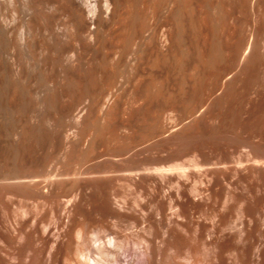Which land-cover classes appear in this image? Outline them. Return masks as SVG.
Wrapping results in <instances>:
<instances>
[{
	"label": "rangeland",
	"instance_id": "obj_1",
	"mask_svg": "<svg viewBox=\"0 0 264 264\" xmlns=\"http://www.w3.org/2000/svg\"><path fill=\"white\" fill-rule=\"evenodd\" d=\"M233 6L229 7L231 19L224 24L226 27L223 25L220 29L217 26L220 31L226 29L223 37L222 32L218 34L216 28L217 31H211L210 26L206 29L209 35H203L208 42L214 36L217 42L226 46L227 52L223 48L221 53L226 57L223 56L221 61L220 54L218 59L221 62L216 61L219 65H211L214 69L211 67V70L210 66V71L204 69L206 66L194 69L199 66L195 61L198 55L194 59L195 49L202 48L200 40H196L199 42L196 47L193 44L195 48L192 47L191 53L194 54L187 58V61H192L185 63L188 66L184 70L178 68L180 70L177 71L176 68V71L172 70L173 75L171 72L160 73L165 80H170L165 81L168 83L161 86L162 90H156L160 92L156 93L158 96L153 90L156 97L151 96L150 100L154 99L151 105L145 103L146 95L141 93L135 97L134 92L140 88L143 91V87H135V81V86L128 84L125 78L112 87L115 91L112 90L110 102L116 104L115 116L111 115L113 118L104 120L105 109L102 110L103 106L99 107L92 98L86 97L78 102L81 104L75 111L79 114L74 113L78 116L76 119H81L84 113L89 117L90 111L93 113L98 106L92 115L99 120L94 123L97 120L94 118L93 121L90 115L93 121L90 127L94 129L88 130L91 134L86 132L87 136L81 137L83 143L79 142L80 148L72 149L67 144L69 152L77 151L72 156L73 160L67 157V153H73L66 152L65 142L55 138V132L51 134L50 128V133L47 129L45 136H34L30 147L33 148V144L41 146L44 142L42 148L49 146L48 149L53 151L51 144L57 141L63 142L64 146L57 142V146L59 144L62 148L55 144L57 148H54L52 156V151L49 153L44 149V154L47 151L48 155L45 157L41 154L42 148L37 147L39 152L36 147L37 151L31 148V155L37 152L39 158L31 156L32 160L28 157L29 160L26 158L25 161V164L29 161V164L31 161L35 164L39 161L33 160L51 156L46 163L49 165L46 166L47 171L30 164L34 166L35 170H32L24 163L20 165L24 168L17 166L19 169L16 170L13 166L16 162L6 158L10 157L9 153H1L7 155H1L0 162L3 157L6 159L0 163L1 171L7 168L10 162L7 159L13 163H9L8 172L5 170L7 174L3 171L0 176V247L3 257L0 256V264H37L43 249L49 257L45 264L76 263L78 250L85 251L93 264H149L152 258L155 264H192L193 261L203 264H264V21L258 12V17H254L255 12L252 17V13ZM239 38L245 44L237 50L241 41L235 39ZM246 40L252 45L249 46ZM249 47L256 51L253 59L250 58ZM246 56L249 57L244 58ZM194 72H201L200 78L206 73L204 79L197 77L200 83L196 79L198 73ZM167 73L172 76H164ZM193 86L196 90L191 89ZM35 101L34 104L39 105L36 108L32 104L33 111L29 112L33 120L43 118L47 125L51 122L50 117L56 116L55 120L52 119L55 126L52 129H59L56 126L67 120L66 114H60L63 111L58 110L54 113L60 116L54 113V116L50 113V116L45 113L42 116L40 110L48 101ZM38 101L45 103L44 106ZM92 101L95 107L91 105L93 103L87 104ZM19 102L14 105L22 106ZM60 103L61 107L65 101ZM66 103L63 109L67 108L64 107L68 106ZM144 103L148 108L145 109ZM3 113L0 125L4 124L1 127L8 125L12 117L20 119L19 115L14 117L10 113L7 115L8 112ZM47 115L49 121L45 117ZM8 116L11 117L9 122ZM8 127L3 128L4 131ZM4 131L1 133L5 143L1 140V146L6 147L0 148L7 152L5 148L10 146L8 149H11V141L8 130L7 134ZM93 131L96 134H92ZM66 135L71 140L80 138L76 130ZM91 135L96 137H93L95 142L92 144L94 150L97 146L95 151L90 147ZM41 137L45 138L48 146ZM80 149L85 152L81 150L79 153ZM57 154H63L64 161ZM39 170L44 172L37 173ZM50 181L53 184L58 182H55L58 187L54 184L57 192L52 193L53 190L48 189ZM27 185L34 186V189L38 187L44 194L36 190L32 195L34 189H27Z\"/></svg>",
	"mask_w": 264,
	"mask_h": 264
},
{
	"label": "bare ground",
	"instance_id": "obj_2",
	"mask_svg": "<svg viewBox=\"0 0 264 264\" xmlns=\"http://www.w3.org/2000/svg\"><path fill=\"white\" fill-rule=\"evenodd\" d=\"M231 5H235L233 7L236 8L237 10L241 8L240 10L241 11L245 10L244 11L245 13L246 12L252 13L251 14L252 17L254 16L253 12H255V14L256 12H258L257 14H259L260 17L262 18L261 21L262 22L264 21V0H0V117L3 112H8L7 115H9V113L12 114L14 117L15 116L18 117L19 115L20 118V119H16L12 117L13 118L12 119L10 117L11 120L9 122L10 118L9 116L7 117L8 118L7 121L9 122V124L6 126L9 127L8 129H6V131L8 130L7 132L8 135L10 136L8 137L9 140L11 141L10 142L11 149H8L10 146L5 149H7L9 152L7 150H6L7 152L1 151L2 147H6L3 146V144L1 146V140H4V137L2 136L3 133L1 132L2 130L3 131L5 130L3 128H5L6 126L1 127V125H3L4 123L0 125V133L1 136L3 137V139L0 137V147H1L0 158L4 156L5 153H9L7 155L10 157H6L7 155L4 157L8 159L12 158V160L16 162V163L14 162L15 164H13L16 170L19 169L17 168V166L20 167L22 163H24V165L28 164L29 166L30 164L33 165L34 163L32 164V161L30 164H29L30 161L25 164L26 158L28 157L30 158L32 156L31 155L32 151L30 150L32 148L30 147V145L34 142V139L32 138L34 136L35 137L45 136L46 134L45 131L48 128H50L51 134L52 131L55 132L54 133L55 138H57L59 141L63 140V142H65V146H64L63 142L57 141L59 144L62 143V146L65 147L66 152L67 151L69 152L70 147L72 149L73 148L76 149L78 147L80 148L81 146L80 143L82 142L80 140H82L84 134H86L87 136V134L90 133L88 130L94 129L91 128L92 127L91 123L97 120L94 122L96 123L99 120L96 119L97 116L96 118L94 117L95 120L93 118V116L95 115L94 110L96 108L98 109V106L99 107L103 106L102 110L103 108L105 109L104 110L105 112L103 113V116L105 115L104 117L105 119L103 118L104 120H106V118L112 117L111 115L116 107V104L114 105L112 104V102H110V98L113 92L112 90L115 91V89H112V87L114 85H117L116 83L119 82L120 79L125 78L126 80L124 81H126L128 84L130 83L132 84L135 81V83L137 82L136 86L135 83H133L132 85H134L135 87L137 86L143 87L142 88L143 91H141L140 87H139L140 91L137 89L138 87L134 88L137 89L136 92H134L135 97L136 94L140 95L142 93L144 96L145 95L147 96L146 98H144L145 103L147 105L150 103L151 105L154 101L153 98L156 97L154 93L156 94L157 92H159L156 90L158 89L160 90L163 86H166L168 82L166 83L165 81L170 80L169 78H166L168 80H165L163 75H160V73L163 74L166 72H171L170 74L173 75L172 70L176 68L177 71H179L180 69L182 70V68L184 70V67L186 68L188 66L187 64H186L187 66H185V63L186 62L188 63V61L189 62L192 61V60L187 61L188 56L189 58H191L190 57L191 54L193 56V54L195 53L194 59L197 58L196 56L198 55L199 60L197 59L195 61L199 62V63L197 62L199 66L194 68L195 70L196 69L198 70L199 69L198 67H201L200 69H202L205 66L206 67L204 69L207 68V70H209L208 67L210 66V69L212 70L213 68L212 66L219 65L222 59L226 57L225 56L226 54L224 55L221 54L224 51L227 52L226 46L225 44L222 45V43L217 42V38L214 36L210 37L211 39L214 40L211 39L209 40L208 38L209 40L208 42L206 41L207 37L203 35H207L208 34L207 32H209L208 30L206 31V29L209 28L207 26L212 27V30L211 29L209 30L211 31L214 30L215 32L217 26L218 28L220 27L221 29V27H223L224 24H226L227 22L229 23L231 19V13H230L231 11L229 10V7H231ZM257 14L254 17H258ZM251 15H249L250 18ZM224 27L226 26L224 25ZM220 29H217L219 30L217 33L219 34V32H222L221 33L222 36L223 31H226V29L223 28V30L221 31ZM215 36H219V35H215ZM196 40H200V42L199 41L197 42L200 43L198 44L202 48L200 49L198 46L199 49L196 48L195 49L196 51L194 50L195 52L191 53L192 47L197 46L196 45L197 42H195ZM235 40L238 41L240 40V38ZM220 41H222V39ZM240 41L241 42L237 44L238 45L237 50L238 48L241 49L242 44L243 45L245 44L244 41L243 42L242 40ZM234 42L236 43V41ZM247 42L249 43V41ZM194 43L195 45L193 46ZM251 45L252 43L249 46ZM223 48H225V50ZM250 48L253 47L248 48L249 51H251L249 52V54L251 53L250 54L251 56L250 55L249 56L250 58L252 57L253 59L256 56H252V55H254L255 54L254 52L256 51ZM238 52L239 51H237V53ZM220 54L222 56L221 61H219L218 59V57L220 58ZM249 56H246L244 58H247ZM216 61H219V63L217 62L218 63L217 64ZM178 68L180 69L178 70ZM207 70L206 72H208ZM204 72L205 71H203V73ZM199 73L196 74L197 75L196 79L197 77L199 78V80H201V78L204 79L203 76L206 73L203 74L201 78H200L201 72ZM167 74L168 75L165 74L164 76L166 77L172 76L169 73ZM190 81L193 80L190 79ZM195 83L193 84L196 85ZM125 86L127 87V85ZM188 87H190V85ZM194 87L195 86H193V88ZM193 88L191 89L196 90L195 88L194 89ZM197 94H199V92ZM153 95L155 97L152 98L153 99L152 101L150 100V98ZM176 95H174V97ZM179 96L180 94L178 95V97ZM86 97H88L89 99L92 98L93 101H95V103L98 105L97 107H95L94 106L95 103H93V101L87 103L88 105L90 103H93L91 105L94 106L95 109L93 110L94 107L90 109L93 110L94 115H92L93 113H91V111H90L91 114L88 111H86L89 113V117H85L88 116V114L84 115L85 114L84 113L81 119L79 118L76 119V117H78L77 115L79 114V112L76 113L75 111L79 107L78 105L81 104V103L78 104V102H80L83 98L86 99ZM38 98L41 99V102H43L42 100H44V102L48 101V103H46L47 104L46 107L44 106L45 103H42L43 104L42 105L41 102L38 101L42 107L44 106L43 107L44 109L42 108L43 110L42 109L40 110V112H43V114L40 113L42 116L44 115V113L48 114L49 116L50 114L54 116L55 114L54 112H58V111L60 112L63 111V113L61 112L60 114L63 115L66 114L64 117H67V120L65 119L66 121H63L60 126L57 124L59 127L56 126V128L59 129L54 128L56 131L52 129L53 128L52 126H54V121L52 124V119H54L56 116H54V118L50 117L51 122H49L50 124L47 125L45 124L46 121L44 122V120H42L43 118L41 115L35 114L37 117L41 116L42 119H40L39 117H38L39 119L38 118L37 119L35 118L34 120L32 119L34 117L30 115V113L33 111V110L31 111L32 109L31 106L34 107V105H36L34 104V102L36 103L37 101L35 100L36 99L39 100ZM17 101L18 102L20 101L23 105L15 106L17 105L16 104ZM64 101L65 103L66 102L71 103L70 106L68 105V103H66L68 106H64L67 107L66 108L67 110L63 109L62 107L63 104H65L63 103ZM111 101L113 100L111 99ZM60 102L63 103L61 107L59 106L61 104ZM146 104H145V109L148 108ZM37 105L39 104L37 103ZM37 105L35 106L36 108ZM140 109L142 110V108ZM79 110L80 109H78V111ZM74 113L77 115H75ZM116 113L117 112H115V114ZM26 114H28L30 116L29 118L31 119H29L28 115ZM23 115L26 117L21 118ZM48 115L45 117H48ZM90 115H92L91 118L93 119V121L92 119L90 120ZM4 118H6V115ZM24 118L25 119L28 118V119L25 120ZM1 119H3V116L1 117ZM50 119L48 117L47 120L49 121ZM61 119L63 120V117ZM59 123H61V121ZM98 124L99 123L95 124V126ZM107 124L105 127H107ZM97 128H101V127H97ZM72 130L74 131L76 130V133H79V137L82 138L81 139L76 138L77 140H71L69 137H67L66 134ZM6 131L4 132L6 133ZM94 131L92 134L96 132ZM47 132H49V129L47 130ZM53 136L54 135H52V137ZM91 136L93 138L95 135L94 136L91 135ZM93 139L90 147L91 149L93 148L94 150V146L92 147V144L95 142V139L94 140ZM43 140L45 141L46 144L45 138H43ZM6 142H8V140H6ZM50 142L52 143L53 141ZM57 142H54L56 146H57ZM42 143L41 146L39 144V146L37 147L42 148ZM55 144H51V147L52 146H54V148L61 147L59 146V144L57 147H55ZM67 144L70 145L69 149H67L68 148ZM79 144L80 146H78ZM46 146H48V142ZM34 147L36 146H34L33 144L32 150H36L34 149ZM48 148L50 147L48 146ZM48 148L44 147L41 150L43 151L44 149L46 150ZM54 148L53 151L52 149L51 150L48 149L49 153L50 151H52L50 155L53 154V152H55L54 150L56 149ZM62 150L63 149H61V151ZM81 150L83 149H80L79 153H81ZM59 151L57 153H59ZM37 152H39V149ZM37 152L35 153L33 152L35 154L33 155L35 158L37 157L39 158L38 154L36 156ZM46 152L45 154L44 151L40 153L42 154L43 157H45L44 155H47ZM75 152L77 151L75 150ZM75 152L73 153L72 151H70L69 153H73L72 155L70 154L71 156L67 153V157L70 158V161L71 159L73 160L72 156L74 154L76 155ZM1 153H3L4 155ZM89 153H91V151ZM54 154L56 155V153ZM62 155L57 154L58 157L61 156L60 160H63ZM51 156L49 158L41 157L40 160L39 159L33 160V162L39 161V162H35L34 165H36V167L38 166L44 169V171H47L46 163L49 159L51 160ZM4 157L3 159H1L0 163H2ZM29 158L27 159V161L29 160ZM8 159L7 162L10 161L9 163L12 164L13 161ZM30 159L32 160V158ZM6 163L4 165H6ZM9 163L7 164L11 165ZM8 165L7 168H9ZM22 167L24 168L25 166H21L20 169ZM38 167L36 169H38ZM14 168L13 170H15ZM5 170L2 169L1 171L0 169L1 177H2V172ZM32 170L35 169L32 168ZM44 171L39 170V172L37 173H43ZM7 172L5 174H7ZM9 173L10 176H13L11 175V172ZM54 176L57 177L58 175H54ZM7 177L9 176L7 175ZM7 177L6 178L4 177L5 179L4 178L3 179L6 180ZM15 178L16 177H14V179ZM14 181L16 182V180ZM55 182L54 184L58 183ZM8 183L10 184V182ZM23 183L26 185V182L23 181ZM49 183H51V181ZM40 184L41 183H39V185ZM54 184L51 183L49 184L50 187H48L50 191L53 190L52 193L56 191L55 187L57 186V184L56 186ZM32 185L31 187H28L27 185L26 186L27 189L28 188L34 189L33 188L34 186ZM36 186L38 185L36 184ZM40 186L38 187L41 188ZM38 187L34 189L33 193L30 191L32 195L36 194L35 193L36 190H38L39 192L41 191L42 188L39 190ZM48 189L46 191H48ZM42 193L43 192L41 191L40 194ZM19 231L20 230H18V232ZM1 255H2V250L0 247V256ZM39 256L40 257H38L37 264H45L47 263V261H49L48 260L49 257L47 256V251L45 253L44 249L43 252L41 250ZM92 261L91 259L89 260V257L87 256L85 251L78 250L76 255V261H74L76 263L71 262L69 264H90L89 262L93 264ZM153 261L154 259L152 258L149 261V264L156 263V261L155 263ZM193 262L194 263L192 264H203V262L200 261H193Z\"/></svg>",
	"mask_w": 264,
	"mask_h": 264
}]
</instances>
